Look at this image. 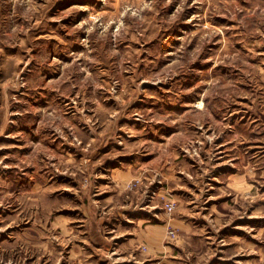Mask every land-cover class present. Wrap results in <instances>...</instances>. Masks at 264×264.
<instances>
[{
  "label": "rangeland",
  "instance_id": "obj_1",
  "mask_svg": "<svg viewBox=\"0 0 264 264\" xmlns=\"http://www.w3.org/2000/svg\"><path fill=\"white\" fill-rule=\"evenodd\" d=\"M0 220V264H264V0H0Z\"/></svg>",
  "mask_w": 264,
  "mask_h": 264
},
{
  "label": "crops",
  "instance_id": "obj_2",
  "mask_svg": "<svg viewBox=\"0 0 264 264\" xmlns=\"http://www.w3.org/2000/svg\"><path fill=\"white\" fill-rule=\"evenodd\" d=\"M0 221H2V220H0ZM10 227L11 226H9V225H6L5 226V230H9L10 229ZM4 230V229H3ZM7 233H9L10 234V236L9 237H12V238H16L15 236H12L11 235V231L9 230V231H7ZM21 234H22V232H21ZM18 236H19V234H18ZM75 251V249L73 250V252ZM116 259V258H115ZM42 259H40V261H41ZM49 260H50V258L49 257H46L45 259H43V264H46V263H48L49 262ZM112 264H118V261H112Z\"/></svg>",
  "mask_w": 264,
  "mask_h": 264
},
{
  "label": "built area",
  "instance_id": "obj_3",
  "mask_svg": "<svg viewBox=\"0 0 264 264\" xmlns=\"http://www.w3.org/2000/svg\"><path fill=\"white\" fill-rule=\"evenodd\" d=\"M167 208L169 210H171L172 209V206L168 205ZM2 264H12V262L11 261H4Z\"/></svg>",
  "mask_w": 264,
  "mask_h": 264
}]
</instances>
